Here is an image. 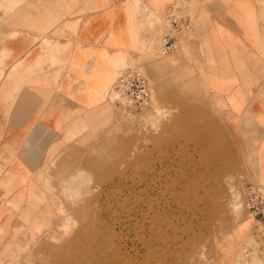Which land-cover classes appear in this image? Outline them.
Returning <instances> with one entry per match:
<instances>
[{"label":"crops","instance_id":"1","mask_svg":"<svg viewBox=\"0 0 264 264\" xmlns=\"http://www.w3.org/2000/svg\"><path fill=\"white\" fill-rule=\"evenodd\" d=\"M177 12L179 46L162 54L159 45L171 55L159 59L164 17ZM144 64L152 78L170 64L197 80L210 100L195 106L197 120L210 122L200 142L230 145L248 183L264 187V0H0L4 259L5 243L39 238L42 210L62 203L66 182L100 175L107 145L121 137L111 87L120 71ZM228 219L211 238V264H264L259 220L245 206Z\"/></svg>","mask_w":264,"mask_h":264},{"label":"rangeland","instance_id":"2","mask_svg":"<svg viewBox=\"0 0 264 264\" xmlns=\"http://www.w3.org/2000/svg\"><path fill=\"white\" fill-rule=\"evenodd\" d=\"M159 45L155 56L170 58ZM149 66L151 106L131 115L115 108L121 137L104 151L105 175L66 182L62 203L42 210L39 238L5 243L10 264L213 263L211 238L243 210L248 175L230 145L200 142L210 139V122L197 120L195 106L210 100L197 80L170 64L152 78ZM50 216L59 223L46 222Z\"/></svg>","mask_w":264,"mask_h":264},{"label":"built area","instance_id":"3","mask_svg":"<svg viewBox=\"0 0 264 264\" xmlns=\"http://www.w3.org/2000/svg\"><path fill=\"white\" fill-rule=\"evenodd\" d=\"M165 32L161 36L160 51L170 54L180 43L184 30V19L180 12L164 17ZM153 88L140 67H127L120 71L112 85L110 93L114 105L124 113L131 115L145 111L150 107ZM245 207L264 227V187L250 182L244 187Z\"/></svg>","mask_w":264,"mask_h":264}]
</instances>
